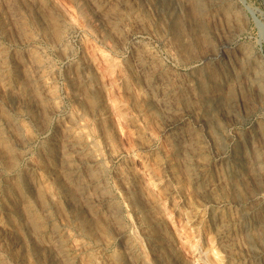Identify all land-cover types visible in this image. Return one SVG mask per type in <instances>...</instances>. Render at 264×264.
Wrapping results in <instances>:
<instances>
[{"label":"rangeland","instance_id":"rangeland-1","mask_svg":"<svg viewBox=\"0 0 264 264\" xmlns=\"http://www.w3.org/2000/svg\"><path fill=\"white\" fill-rule=\"evenodd\" d=\"M0 21V218L41 248L18 263L0 244V264H47L51 230L75 264H170L156 236L181 264H264V0H0ZM55 144L83 153L80 182L112 214L60 202ZM34 185L56 222L22 232L13 206Z\"/></svg>","mask_w":264,"mask_h":264},{"label":"bare ground","instance_id":"bare-ground-1","mask_svg":"<svg viewBox=\"0 0 264 264\" xmlns=\"http://www.w3.org/2000/svg\"><path fill=\"white\" fill-rule=\"evenodd\" d=\"M91 1V0H90ZM97 3V2H96ZM41 6V5H40ZM4 7H6V6H4ZM42 8V7H41ZM93 9H95V8H93ZM38 10V9H37ZM102 10V9H101ZM104 10V9H103ZM39 11V10H38ZM95 11V10H94ZM98 13H99V11H98ZM100 14V13H99ZM98 15V14H97ZM101 16V15H100ZM48 17V16H47ZM102 17V16H101ZM48 19V18H47ZM1 22V21H0ZM1 24V23H0ZM121 26V25H120ZM117 27V26H116ZM60 44V43H59ZM63 45V44H62ZM59 48V47H58ZM140 48V47H139ZM66 49V48H65ZM65 49H64V51H65ZM59 50V49H58ZM60 51V50H59ZM4 52V51H3ZM62 52V51H61ZM60 52V53H61ZM66 52V51H65ZM9 55V54H8ZM7 55V56H8ZM65 56H66V54H65ZM145 56H147V55H145ZM150 56V55H149ZM11 57V56H10ZM135 57V56H134ZM16 58V57H15ZM149 58H151V56L149 57ZM13 59V58H12ZM21 59V58H20ZM10 60V59H9ZM14 60V59H13ZM153 60V59H152ZM150 61V60H149ZM4 58L2 57V56H0V82L3 84V86L4 87H6L5 85H6V83H7V78H6V76H5V74H4V69L2 68V66L4 65ZM11 63V62H10ZM16 63H17V61H16ZM20 63V62H19ZM149 64V63H148ZM16 65V64H15ZM30 65V64H29ZM11 66H12V64H11ZM25 66V65H24ZM9 67V66H8ZM84 67V66H83ZM143 65H140V67H139V69H143ZM33 68V67H32ZM11 69V68H10ZM13 70V69H12ZM30 69H28V68H24L23 66H20V64H19V66L17 65V69H16V71H17V73H16V75H18V77H19V79H24V80H26V81H28L29 83H28V85H30V87H31V89H30V93L32 92V94H33V92H38L39 93V89L37 88V83L39 82H37V79L35 78V74H36V71L35 70H30V72L31 73H29V74H31V76H33V78L32 77H29V74H27V72L29 71ZM135 70V69H134ZM145 70V69H144ZM152 70V69H151ZM14 71V70H13ZM139 71V70H138ZM154 71V70H153ZM6 72V71H5ZM137 74H139L140 75V72L138 73V72H136ZM146 73V72H145ZM144 73V74H145ZM9 74V73H8ZM73 74V73H72ZM156 74V73H155ZM158 74V73H157ZM12 75V74H11ZM14 75V74H13ZM9 76V75H8ZM72 76H74V75H72ZM157 76V75H156ZM262 76V75H261ZM14 77V76H13ZM13 77H11V78H13ZM37 77V76H36ZM155 77V76H154ZM67 78V77H66ZM140 78V77H139ZM15 80V79H14ZM69 80V79H68ZM148 80V79H147ZM163 80V79H162ZM12 81V80H11ZM71 81V80H70ZM159 81V80H158ZM15 82V81H14ZM76 82H77V80H76ZM144 82V81H143ZM68 83V82H67ZM149 83V82H148ZM164 83V82H163ZM8 84V83H7ZM11 84V83H10ZM36 84V87L34 86ZM154 84V83H153ZM16 85V84H15ZM18 85V84H17ZM27 85V84H26ZM72 84H70V86H71ZM77 85V84H76ZM152 85V84H151ZM162 85V84H161ZM160 85V86H161ZM9 86V85H8ZM11 86V85H10ZM150 86V85H149ZM153 86V85H152ZM29 87V88H30ZM42 88V87H41ZM149 89H150V87H149ZM156 89V88H155ZM159 89H160V87H159ZM43 90V89H42ZM145 90H147L146 88H145ZM1 92V91H0ZM168 94V93H167ZM13 95V94H12ZM44 95V94H43ZM161 96V95H160ZM159 96V97H160ZM151 98V97H150ZM26 99H27V97H26ZM152 99V98H151ZM25 104V103H24ZM37 106V105H36ZM151 106V105H150ZM8 124H9V121L7 122ZM6 123V124H7ZM15 125V124H14ZM11 126V125H10ZM12 127H13V125H12ZM14 128V127H13ZM185 129V128H184ZM187 129H188V127H187ZM190 130V129H189ZM192 130V129H191ZM12 131H13V129H12ZM11 131V132H12ZM185 131V130H184ZM187 132H188V130H187ZM187 132H185V133H187ZM192 132V131H191ZM190 132V133H191ZM8 133V132H7ZM14 133V132H13ZM11 134V133H10ZM9 134V135H10ZM179 134H180V132H179ZM13 135H15V134H13ZM187 135H188V133H187ZM185 136V135H184ZM183 136V137H184ZM7 137H8V135H7ZM17 137V136H16ZM177 137V136H176ZM175 137V138H176ZM15 138V137H14ZM13 138V139H14ZM63 138V137H62ZM65 140V139H64ZM72 140V139H71ZM70 140V141H71ZM16 141V140H15ZM18 141V140H17ZM60 141V140H59ZM179 141V140H178ZM2 142H3V137H1L0 136V143L2 144ZM11 142V141H10ZM69 142V141H68ZM175 142H177V141H175ZM55 143V142H54ZM18 144H20V143H18ZM52 144V143H51ZM180 144V143H179ZM187 144V143H186ZM11 145H12V142H11ZM196 145V144H195ZM20 146H22V145H20ZM52 146V145H51ZM185 146H187V145H185ZM198 146V145H197ZM197 146H195V147H197ZM1 147V146H0ZM4 147V146H3ZM9 147V146H8ZM185 148V147H184ZM193 148H194V146H193ZM200 148V147H199ZM1 149H2V147H1ZM50 149H51V147H50ZM49 149V150H50ZM190 149H192V148H189V150ZM201 149V148H200ZM189 150H186L187 152L189 151ZM177 151V150H176ZM175 151V152H176ZM181 151V150H180ZM191 151V150H190ZM190 151H189V153H190ZM54 152L56 153V156L58 157V158H56V157H54L53 159H55V166H57V165H60V167L62 168V170H61V172H59V170H58V167H55V168H53L55 171L53 172L52 171V173H50V174H52V175H59V177H61V180H63V182H57L55 185H53V186H55L54 187V189H57L56 191L58 192V194H59V197H60V202H62L65 206V208L69 211V212H71V213H73L74 215H75V217L77 218V217H79V216H85L87 219H90V221H94L93 219L94 218H96L97 216H99L100 214L101 215H103L102 213L103 212H105V210H106V212H108V213H110V214H112V212L114 211H112V210H110L109 208H107L108 207V201H107V199H105V198H103V197H101V198H99L98 197V195L101 193V190H102V185H100L98 182H91V189H90V187L88 186L87 187V185H84L83 184V181L81 180V182H80V179H81V174H80V170H81V168L84 166V165H86L85 164V162H84V155H83V153L77 148V146H75V145H73V144H68V145H66V146H64V147H62V146H58V144H55V146H54ZM178 152V151H177ZM177 152H176V154H177ZM187 152H186V154H187ZM192 152V151H191ZM195 152H197V151H195ZM200 152H201V150H200ZM193 153V152H192ZM198 153V152H197ZM0 154H2V152L0 153ZM7 154V153H6ZM5 154V155H6ZM17 154V153H16ZM52 154V153H51ZM54 154V153H53ZM185 154V153H184ZM4 155V156H5ZM193 155V154H192ZM202 155H203V153H202ZM71 156V157H70ZM89 156V155H88ZM188 156V155H187ZM198 156V155H197ZM200 156V155H199ZM201 157V156H200ZM41 158V157H40ZM73 158H77V165H73L72 164V162H71V160H74ZM182 158V157H181ZM20 159V158H19ZM49 160V159H48ZM46 161V160H45ZM53 162V161H52ZM75 162V161H74ZM97 162V161H96ZM59 163V164H58ZM7 164V163H6ZM44 164V163H43ZM46 165V164H45ZM44 165V166H45ZM91 165V164H90ZM8 166V165H7ZM25 166V165H24ZM48 166V165H47ZM87 166V165H86ZM85 166V167H86ZM52 167V166H51ZM84 167V168H85ZM199 168V167H198ZM42 169H44V168H42ZM51 169V168H50ZM90 169V168H89ZM96 169V168H95ZM200 169V168H199ZM97 170V169H96ZM89 171H91V170H89ZM94 173V172H93ZM96 173H98L97 171H96ZM15 174V173H14ZM27 174V173H26ZM45 174V173H44ZM49 174V175H50ZM85 174V173H84ZM102 174V173H101ZM204 174V173H203ZM91 175V174H90ZM99 175V174H98ZM196 175V174H195ZM195 175H194V178H195ZM198 175V174H197ZM16 176V175H15ZM27 176V175H26ZM31 176V175H30ZM101 177V176H100ZM198 177V176H197ZM15 178H17V177H15ZM22 178V177H21ZM32 178V177H31ZM200 178V177H199ZM203 178V177H202ZM24 180V179H23ZM30 180V179H29ZM84 180H86V179H84ZM90 180V179H89ZM195 180V179H194ZM13 181V180H12ZM14 181H16V180H14ZM60 181V180H59ZM92 181H93V179H92ZM100 181V180H99ZM37 182V181H36ZM35 182V183H36ZM102 182V181H101ZM15 183V182H14ZM54 183V182H53ZM9 184V183H8ZM16 184V183H15ZM15 184H14V186H15ZM25 184V183H24ZM27 184V183H26ZM87 184V183H86ZM28 185V184H27ZM41 185V184H40ZM21 186V185H20ZM51 186H52V184H51ZM104 186V185H103ZM9 187V186H8ZM17 187V186H16ZM19 187V186H18ZM14 188V187H13ZM36 186L34 185L33 186V191H34V193H33V195L30 197V198H28V200H26V201H24L23 202V199H21V198H19V203L17 204V206L15 205V206H13V211H14V214H16L17 216H18V218H19V222H17V223H19V224H17L20 228L19 229H21L22 230V232H25L26 230H27V228L28 227H30V224H31V222L33 223V220H34V218L35 217H38L39 219H42V220H44L46 223H47V225H52L53 224V222L55 221L54 219H53V217L50 215V212H49V209H47V208H43V209H41L38 213H37V211H36V214L33 212V208H32V203H33V201H35V198H37V190H36ZM132 188V187H131ZM23 189H24V187H23ZM12 190V189H11ZM10 190V191H11ZM19 190V189H18ZM29 190V189H28ZM103 190H104V188H103ZM129 190H130V188H129ZM134 190V189H133ZM133 190H132V192H133ZM214 190V189H213ZM17 191V190H16ZM30 191V190H29ZM32 191V190H31ZM55 191V190H54ZM105 191V190H104ZM20 192V191H19ZM91 192H92V194H91ZM103 193V192H102ZM11 194V193H10ZM12 194H14V193H12ZM21 194V193H20ZM23 194V193H22ZM28 194V193H27ZM39 194H40V192H39ZM132 194H134V193H132ZM16 195V194H15ZM18 195H19V193H18ZM17 196V195H16ZM102 196V195H101ZM18 197V196H17ZM23 197V196H22ZM8 198V197H7ZM9 198H11V197H9ZM16 198V197H15ZM24 198V197H23ZM14 199V198H13ZM11 200V199H10ZM18 200V199H17ZM38 200V199H37ZM212 200V199H211ZM12 201V200H11ZM111 201V200H110ZM2 202V201H1ZM39 202V201H38ZM59 202V203H60ZM3 203V202H2ZM12 203V202H11ZM10 203V204H11ZM1 205V204H0ZM7 207H8V204L6 205ZM1 207V206H0ZM6 207V208H7ZM110 207V206H109ZM41 208V207H40ZM38 209V208H37ZM51 209V208H50ZM0 210H1V208H0ZM4 210V209H3ZM7 210V209H6ZM54 210H55V208H54ZM110 210V211H109ZM53 211V210H52ZM2 212V211H1ZM53 213V212H52ZM107 213V214H108ZM2 214V213H1ZM67 214V213H66ZM4 215V214H3ZM15 215V216H16ZM68 215V214H67ZM5 216V215H4ZM222 216V215H221ZM68 218V217H67ZM80 218V217H79ZM6 219V218H5ZM71 219V218H70ZM70 219H69V221H70ZM85 219V218H84ZM3 220V219H2ZM1 220V218H0V244H1V246L3 247V248H6L7 250H10L8 253H16V251H19V258H18V260H19V262L18 263H20V262H22L21 260H23L24 262H25V260H26V258H25V254L23 253L24 251H21V249L23 248V245L25 244V243H29V245H30V248H31V250H32V252L33 253H35V255H36V258L37 257H39V250L41 249H39L38 250V247L37 246H35L36 244H34V240L33 239H29V240H27V241H24L23 242V240L19 237V233L17 232V231H14V227H12V226H9V225H7L6 223H4L3 221ZM56 222V221H55ZM87 222V220H85V223ZM91 222V227H93V223ZM221 222V221H220ZM16 225V224H15ZM14 225V226H15ZM82 225V224H81ZM96 225V224H95ZM222 225H224L223 223H222ZM17 226V227H18ZM228 226V225H227ZM16 227V228H17ZM150 227V226H149ZM148 227V228H149ZM58 228V227H57ZM97 228V227H96ZM49 229V228H48ZM52 229V228H51ZM150 229V228H149ZM221 229V228H220ZM228 229H229V227H228ZM34 230V229H33ZM62 231H64V230H62ZM149 231V230H148ZM32 233H33V231H31ZM46 233V232H45ZM64 233V232H63ZM228 233V231H227V229H226V226L224 227L223 226V228L220 230V235L222 236V238H226L227 237V234ZM24 234V233H23ZM35 235V234H34ZM41 235H43V234H41ZM153 236H154V234H152ZM37 236V235H36ZM63 235H62V232H59V230L58 231H56V230H51L50 232H49V236H48V238H49V240H48V245H46L48 248V261H47V264H75V260L77 259V258H75L73 255H75V254H73L71 251H70V249H69V247H68V241L66 240V239H64L63 237H62ZM120 236V235H119ZM26 238H29V237H26ZM44 238V237H43ZM46 238V237H45ZM37 239H38V237H37ZM41 240V239H40ZM46 240V239H45ZM167 240V239H166ZM153 245H152V247H154V252L156 253V255L158 256V253L159 254H166V253H168L169 252V257H170V264H181V262L177 259L178 257H176V255H174V253H170V252H172L171 250V246L169 247L168 246V243L163 239V238H158V236H156V237H154L153 238ZM170 243V242H169ZM223 243H225V242H223ZM40 244H43V243H41L40 242ZM226 244V243H225ZM38 245V244H37ZM44 245V246H45ZM127 246V245H126ZM42 247V246H41ZM123 247H124V245H123ZM129 247H131V246H129ZM127 248V247H126ZM3 250V249H2ZM72 250V249H71ZM128 250H129V256H130V258L132 257V254H133V250H131L130 248H128ZM11 251H13V252H11ZM229 251V250H228ZM0 252H1V250H0ZM39 252V253H38ZM153 252V253H154ZM7 253V252H6ZM38 253V254H37ZM43 254V253H42ZM124 254H126V253H124ZM45 255H47V254H45ZM137 255V254H136ZM155 255V254H154ZM16 256V255H15ZM18 256V255H17ZM28 256V255H27ZM42 256V255H41ZM126 256V255H125ZM1 257V256H0ZM155 257V256H154ZM159 257V256H158ZM168 257V258H169ZM5 258H7V257H5ZM11 258V257H10ZM14 258V257H13ZM40 258V257H39ZM163 258V257H162ZM161 258V259H162ZM2 259V258H1ZM16 259V258H15ZM41 259V258H40ZM42 259H44V258H42ZM5 260V259H4ZM4 260H2V262L4 261ZM30 260V259H29ZM125 260V259H124ZM12 261H14V260H12ZM133 261V260H132ZM159 261H161V260H159ZM29 262V261H28ZM34 262V261H33ZM39 262H42V261H39ZM142 262V261H141ZM11 263V262H10ZM16 263V262H15ZM14 263V264H15ZM27 263V262H26ZM143 263V262H142ZM157 263V262H156ZM168 263V262H167ZM6 264V263H5ZM23 264V263H22ZM28 264V263H27ZM33 264V263H32ZM36 264V263H35ZM128 264H140V262H129ZM159 264V263H158ZM169 264V263H168Z\"/></svg>","mask_w":264,"mask_h":264}]
</instances>
